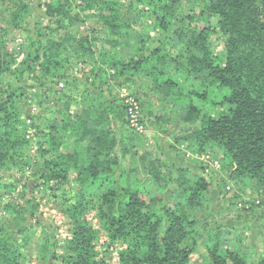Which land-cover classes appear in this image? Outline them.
Segmentation results:
<instances>
[{"label":"trees","instance_id":"16d2710c","mask_svg":"<svg viewBox=\"0 0 264 264\" xmlns=\"http://www.w3.org/2000/svg\"><path fill=\"white\" fill-rule=\"evenodd\" d=\"M33 5L42 16L10 47ZM88 21L102 27L82 35ZM26 77L63 86L50 87L62 118L29 119ZM123 88L146 128L168 126L158 151L130 126ZM188 154L219 158L229 181L264 194V0H0V264H23L36 240L45 264H112L99 247L115 244L114 264H264V197L243 202L245 223L222 224L214 178L170 162ZM32 166V182L7 181ZM40 188L63 200V255ZM15 191L19 200H1ZM255 223L253 253L242 227Z\"/></svg>","mask_w":264,"mask_h":264},{"label":"rangeland","instance_id":"374dc122","mask_svg":"<svg viewBox=\"0 0 264 264\" xmlns=\"http://www.w3.org/2000/svg\"><path fill=\"white\" fill-rule=\"evenodd\" d=\"M130 0H122L124 5L129 2ZM126 10V9H125ZM43 14L42 9L37 6H32V11L30 13L29 19L27 25L25 28L15 32V39L14 41V35L13 38L10 39L9 46L12 47L13 45H19L22 43V39L24 35L27 33L28 26L32 24L35 20H37L39 17H41ZM102 26L98 23H93L92 21H88L87 23L81 24L79 26L80 33L82 35H89L93 34L92 29L93 28H101ZM106 47L109 46V44L106 43ZM133 49L131 47H122L120 48L116 54L118 55H129L131 54ZM21 57V56H20ZM11 80V79H10ZM26 81L30 86V88L27 90V94L25 95L23 99V108L29 115V119L31 117H39V120L43 122L44 117L50 116V114H53V117H56L57 119L62 118V115L60 113L55 112V110L62 107V104L65 105L66 102H60L56 101L54 98H56L53 93V91L50 89V87H53L54 89H58L57 87H63L59 84V86L55 85V82H48L46 86L41 85L37 80L34 78L26 77ZM121 91L122 97L124 98L125 104H127L128 99L131 97H134L130 94L132 90L128 89H116V93ZM71 103V102H68ZM67 103V104H68ZM156 103V100H155ZM66 104V105H67ZM71 110L75 109V103L72 102L70 104ZM51 110H53V113H51ZM213 110V109H212ZM213 113H215V110H213ZM168 126H164L163 123H159L154 125L153 127L148 126L146 128L145 137L149 140V144L153 145L154 151H158V144L163 137H168L166 130ZM165 130V131H164ZM28 136L33 137L31 140L30 150L29 154L31 157L34 158L36 155L37 150V140H38V134L36 133V130L34 127H29L27 130ZM149 148H152V146H148ZM171 164H175L178 166H182L183 164L188 165L190 167H193L197 171H202L203 169L205 172H207L211 177L214 178V187L215 189L210 193V196L213 199V211L214 213L219 214L218 219H220V222L222 224H242L245 223L246 214H244V211L242 208L244 207L245 201L250 200H257L260 201L262 197H264V194H257L256 192L252 191L251 189L247 188L243 190L242 186L240 184H237L234 181H229L228 178H226L225 174H223L220 171L221 167V161L219 158H216L215 156H210L208 154L203 155H193L188 154L181 157H172L170 160ZM36 169L37 167L32 166L30 169H18L13 168L12 171L9 174V177L7 178L8 182L17 183L19 186L25 185L29 182H32L34 179L37 178L36 175ZM223 180V181H222ZM226 181V184L224 183ZM69 188V187H68ZM223 188L225 192H221L220 190ZM20 189V187H19ZM66 195L69 197L73 194L72 190L69 188L66 192ZM235 195H238L236 197ZM34 196L37 200V203L40 206V211L42 212L43 218L50 220L54 222L55 224L59 225V230L57 232V240L59 243V252L61 255H63L64 252V245L66 241V237L69 235L67 231V222L65 217L61 215L60 211V205L63 202L61 200L62 198H56L53 197L50 193V191L46 189H38L35 191ZM61 197V196H59ZM19 193L18 191L15 192H8L6 194H2L1 200L3 202L5 201H11V200H19ZM3 205V204H2ZM0 205V221H4L7 217V215H4L3 207ZM249 205V204H248ZM88 219L93 224L96 223V219L93 212H90L88 214ZM234 219V220H231ZM243 230L246 231V234L249 235V240L247 243L250 244V251L255 252L253 249V245H259L260 238H259V230L260 226L255 223L253 225V229L251 232H249L248 227H242ZM103 237L106 236V234H102ZM38 238V237H37ZM37 241V240H36ZM36 241L32 242L25 250V260L23 261V264H45L40 258H39V252L37 247ZM102 252H104V256L106 259L114 264L118 260V254L119 251L122 249L121 244H115L109 251L105 250L103 246L99 247Z\"/></svg>","mask_w":264,"mask_h":264},{"label":"built area","instance_id":"2783aa9c","mask_svg":"<svg viewBox=\"0 0 264 264\" xmlns=\"http://www.w3.org/2000/svg\"><path fill=\"white\" fill-rule=\"evenodd\" d=\"M127 102L130 126L141 133L144 132L145 126L140 122L142 111L139 102L134 97L128 99Z\"/></svg>","mask_w":264,"mask_h":264}]
</instances>
